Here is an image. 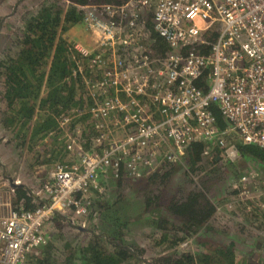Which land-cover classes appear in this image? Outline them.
Segmentation results:
<instances>
[{"label":"built area","instance_id":"2783aa9c","mask_svg":"<svg viewBox=\"0 0 264 264\" xmlns=\"http://www.w3.org/2000/svg\"><path fill=\"white\" fill-rule=\"evenodd\" d=\"M151 6L152 0L82 5V22L101 46L95 55L79 47L99 71L86 80L93 149L72 165L54 164L34 192L43 204L0 205L1 264H25L46 244L44 227L56 214L87 215L84 198L102 192L100 175L108 171L115 178L144 176L159 156L175 162L197 141L215 142L230 157L239 143L264 148V0H157L153 26L162 47L153 36L147 45L136 39L146 23L141 11ZM76 127L69 145L77 151L86 129L76 135ZM243 180L218 210L264 200V178L250 186Z\"/></svg>","mask_w":264,"mask_h":264},{"label":"rangeland","instance_id":"374dc122","mask_svg":"<svg viewBox=\"0 0 264 264\" xmlns=\"http://www.w3.org/2000/svg\"><path fill=\"white\" fill-rule=\"evenodd\" d=\"M53 1H57L63 9L74 4L72 0H0V59L7 53L11 43L18 39V31L23 28L25 18L39 10L43 4ZM156 1L152 0V6L141 11V16L146 23L140 24L136 39L140 41L147 39L142 45H147L151 40L150 33L153 36L155 32L153 12ZM97 3L100 2L90 0L85 5ZM79 6L84 16L85 9ZM63 38L69 42L70 48L75 50V55L77 51L80 52V46L87 48L93 55L100 51L101 46L97 43V39L82 21L64 31ZM85 39L88 42L90 40L93 48L84 45ZM157 40H159L158 37ZM160 44L163 46L162 41ZM80 55H82L81 52ZM89 63L91 64L90 59L87 60V64ZM80 66L83 70L87 69L86 64ZM91 69V78L94 79L95 73L99 71L93 66ZM3 91L4 86L0 82V92ZM79 92H84L83 96H86V84L80 85ZM88 100V98L86 101L83 100L85 106L82 114H87L90 109V105L88 106L90 100L89 102ZM3 102V100L0 101V113L5 111L6 105ZM77 123L76 135L83 129L87 130L92 124L84 118ZM11 131L5 128L3 117L0 116V205L7 202L14 206L24 205L23 200L18 202L16 192H12L10 179L22 183L27 190L40 191L56 162L72 165L78 162L81 153L93 149V141L90 138L94 133L92 134L88 129V137H90L85 141L80 138L79 144L77 141L78 145H83L76 152L71 151L73 147H70V143H65L62 138H59V143L63 144L60 148L64 146L65 149L70 150L54 152L57 155L53 153L47 158L49 152L43 155L36 146L33 154L28 158L26 146L23 149H15ZM123 133L119 131L114 135L121 137ZM88 142L89 148L84 146ZM205 146L200 161L193 167L190 165L188 147L177 154L175 162H169L164 160L162 155L159 156L155 160L156 168L141 177H133L125 172L121 177L115 178L111 171L100 175L102 192H93L91 196L84 198L89 213L82 217L63 213L65 217L60 226L55 219L48 222L44 227L47 235L46 244L31 252L25 264H34L37 259L44 257H49L52 264H83L81 248L93 241L94 233L99 234L102 247L109 252L116 251V246L112 244L108 234L107 230L110 229L104 221L101 207L108 201L115 204L114 209L123 217L120 223L125 222L128 225L121 230L122 233L124 232L121 247L130 248L129 251L134 256L129 257L122 264H163L167 259L175 258L183 252H191L199 257L206 248L204 243H212L213 247H230L233 244L235 255L238 257L237 264H246V260H252L255 264H264V229L259 230L261 227L264 228V223L257 220L259 231L249 227L250 213L247 212L255 205L253 209L258 208L259 212L264 214V200H251L233 208L224 207L218 210L220 205L229 202V198L236 193L240 186V179L244 178L243 183L250 186L264 178V162L239 150L235 157L225 156L215 142L205 143ZM52 151L51 143L50 153ZM42 157L44 160L41 162ZM36 158L38 162H34ZM166 174L168 177L163 180ZM154 177L155 180H153ZM192 190L204 192L216 206V212L203 225L188 229L183 220L171 211L170 205L176 196ZM150 199L153 202L148 204ZM36 201H34L35 204ZM0 212L5 213V208L1 207ZM66 217L71 218L73 223L82 225L85 230L71 226ZM102 233L108 234L110 240L102 236ZM258 243H261V247L263 246L262 250L256 249ZM197 264L204 263L197 260Z\"/></svg>","mask_w":264,"mask_h":264},{"label":"trees","instance_id":"16d2710c","mask_svg":"<svg viewBox=\"0 0 264 264\" xmlns=\"http://www.w3.org/2000/svg\"><path fill=\"white\" fill-rule=\"evenodd\" d=\"M89 1L72 0L74 4L69 5L67 9H63L57 1L43 4L39 10L25 18L23 28L18 31V39L11 43L7 53L0 59V82L4 86V91L0 92V101L3 100L6 105L5 111L0 113V116L3 117L5 128L12 130L15 149H23L26 146L28 158L31 157L36 146L41 147L37 150L42 151L43 155L49 152L47 158L54 152L61 153L63 150H70L65 149L64 146L60 148L63 144L58 140L62 138L63 142L69 143L70 134L74 133L77 122L83 118L92 123L88 129L92 134L95 133L96 127L91 113L88 111L87 114H82L85 106L83 100L86 101L87 97L83 96L84 92H79L80 85L85 86L86 80L91 79L92 66L90 63L87 64L89 58L82 57L80 52L77 51L75 55V50L70 48L69 42L63 38L64 31L83 19V10L79 5H85ZM93 1L122 4L127 0ZM154 36L158 37L157 33L154 32ZM159 50L162 53V49ZM84 64L87 65V69L80 71L79 66ZM199 85L203 86V81H200ZM93 104L90 101L88 106L90 105L91 108ZM213 109L218 124L224 127L226 122L221 112L215 107ZM68 116L71 118L69 124L66 121ZM88 129L84 132L85 140L90 137H88ZM51 143L53 151L50 153ZM84 146L89 148L90 143ZM205 147V143L199 141L189 146L192 167L200 161ZM238 148L240 152L264 162V148L241 143L238 144ZM71 151L76 152V149H71ZM42 160L44 157L40 159L41 162ZM34 162H38V158ZM167 177L168 174L163 177V180ZM15 192L18 202L23 200L27 209L35 208L39 203L43 204L42 200L37 199L36 201L24 186H17ZM34 201L37 203L35 204ZM152 202L153 200L150 199L148 204ZM101 207L104 221L110 229L107 230L108 234L117 250L107 251L100 245V237L94 235L93 241L81 248L83 264H122L129 257L134 256L129 249L120 246L124 233L121 230L128 225L125 222L120 223L123 217L114 209V203L108 201ZM253 208L247 211L250 213L248 219L251 222L248 226L258 230L257 220L264 223V214L259 212L258 208L257 210ZM170 209L179 219L183 220L188 229L203 225L216 212V206L200 190H192L176 196L171 202ZM55 221L60 226L61 221H64V216L60 213L56 214ZM262 229L264 228H259V230ZM204 244L206 248L199 257L191 252H183L175 258L167 259L163 264H197V260L204 264H237L238 257L235 255L233 244L230 247H213L212 243ZM256 249H263L261 243L256 245ZM245 262L255 264L252 260ZM34 264L52 263L49 257H44L37 259Z\"/></svg>","mask_w":264,"mask_h":264},{"label":"water","instance_id":"95a60500","mask_svg":"<svg viewBox=\"0 0 264 264\" xmlns=\"http://www.w3.org/2000/svg\"><path fill=\"white\" fill-rule=\"evenodd\" d=\"M10 181H11V187H14V188H16L17 186H24V187H25V185H23L22 183H18V182H16V181L11 180V179H10ZM25 188H26V187H25ZM26 189H27V188H26ZM28 191H29L30 195L35 196V193H34L33 191H31V190H29V189H28ZM35 197H36V196H35ZM64 217H65V216H64ZM66 219L68 220V222H69V224H70L71 226H73V227H75V228H77V229H80V230H85V228H84L82 225H79V224H75V223H73V221H72L71 218L66 217ZM93 233H94V232H93ZM94 234L97 235V236H99L98 233H94ZM102 236H105L108 240H110L108 234H106V233H102ZM115 243L118 244V242H116V241H115ZM119 245H120V244H119ZM120 246H122V245H120ZM126 248H127V247H126ZM127 249L131 250L130 248H127ZM0 264H1V263H0Z\"/></svg>","mask_w":264,"mask_h":264},{"label":"crops","instance_id":"0c3cea01","mask_svg":"<svg viewBox=\"0 0 264 264\" xmlns=\"http://www.w3.org/2000/svg\"><path fill=\"white\" fill-rule=\"evenodd\" d=\"M150 34H151L150 39L153 40V41L155 42V39H153V38H155L156 36L153 35V38H152V33H150ZM156 39H157V37H156ZM91 40H92V39H91ZM143 40H147V39H143ZM84 45L87 46V47L93 48L92 45H91V43H90V40H89V42H88V41L85 39ZM160 48H161L160 45H158L157 50L160 49ZM38 147H39V146H38ZM39 148L41 149V147H39Z\"/></svg>","mask_w":264,"mask_h":264},{"label":"bare ground","instance_id":"6f19581e","mask_svg":"<svg viewBox=\"0 0 264 264\" xmlns=\"http://www.w3.org/2000/svg\"><path fill=\"white\" fill-rule=\"evenodd\" d=\"M230 157V156H229Z\"/></svg>","mask_w":264,"mask_h":264}]
</instances>
